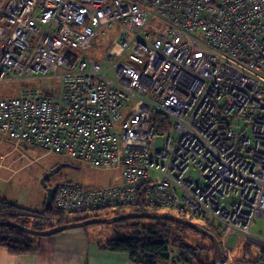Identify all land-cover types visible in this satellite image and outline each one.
<instances>
[{
  "label": "built area",
  "instance_id": "2783aa9c",
  "mask_svg": "<svg viewBox=\"0 0 264 264\" xmlns=\"http://www.w3.org/2000/svg\"><path fill=\"white\" fill-rule=\"evenodd\" d=\"M106 26L119 31L110 66L80 59ZM50 77L53 96L0 99V137L121 172L105 187L58 183L57 209H169L264 259L251 234L264 216V0H0V82ZM191 123L212 136L194 144Z\"/></svg>",
  "mask_w": 264,
  "mask_h": 264
},
{
  "label": "rangeland",
  "instance_id": "374dc122",
  "mask_svg": "<svg viewBox=\"0 0 264 264\" xmlns=\"http://www.w3.org/2000/svg\"><path fill=\"white\" fill-rule=\"evenodd\" d=\"M118 35L119 31L117 30V26H106L101 28L98 31L93 48L88 52L78 50V57L82 60L88 57L89 63H92V61H99L105 66H110V64L106 61L107 50L110 47L111 42ZM33 88H40L45 92V94L53 96L57 92V80L50 77L22 83L0 82V99L13 98L18 96L20 90ZM0 165L5 167L3 174L5 175V178H9L10 180V183L7 185V187H5L6 193L8 194H13L17 188H24L25 190L31 191L32 193L34 192L35 196H37V191L35 188L39 190V192L40 190H44L41 185L42 178L56 167L65 166L59 173L49 179L48 185L50 187H55L60 182H71L91 188L105 187L119 182L121 177V172L118 170L96 169L79 160L67 159L61 155L48 153L47 151L36 147L17 145L13 141L3 137H0ZM157 174L158 172L153 169L152 175ZM44 197L46 199V193ZM29 207L31 209H39L42 207V205L37 198L36 201L32 202ZM113 211L114 210L101 211L99 212V218H112L113 216L108 217L107 214L111 215L113 214ZM149 212L153 215L179 216L177 212L164 208L151 209ZM193 222L197 224H203L210 221H199L193 219ZM213 224L220 230L221 233L220 242L218 243L221 244L220 249L222 252V260L226 257V255H223L222 243L227 242L228 246L231 248L228 257L233 264L236 260H247V263L250 264H264V259L259 248L247 243L246 240L241 237L233 236L231 232L226 231L219 225L215 223ZM126 225V222L92 224L87 226L86 230L88 231V238L90 241L103 242L113 237L116 230L124 229ZM84 228L85 227L78 229L84 230ZM66 231H62L60 233ZM251 234L253 236L264 238V216L256 217L251 228ZM187 241L193 245L200 244L202 247L207 246V248L209 246L212 247L213 245L211 240H204L192 232L187 233ZM230 248H228V250H230ZM206 257L207 254L204 253L202 258L205 259ZM176 260L179 261V257Z\"/></svg>",
  "mask_w": 264,
  "mask_h": 264
},
{
  "label": "trees",
  "instance_id": "16d2710c",
  "mask_svg": "<svg viewBox=\"0 0 264 264\" xmlns=\"http://www.w3.org/2000/svg\"><path fill=\"white\" fill-rule=\"evenodd\" d=\"M106 210H114L113 214H107L108 217L128 213L151 214L149 212L151 209L143 206H118L117 208ZM101 211L90 214L69 215L57 209L54 202L51 206H47L45 202L43 208L38 210L20 207L16 203L0 199V222L16 223L38 231H46L58 226L82 222L90 218H99V212ZM177 217L198 225L220 242V230L213 223L197 224L193 222L191 217L181 214ZM122 222H126V227L122 230H116L114 236L106 241H99L98 245L100 248L114 253L127 254L133 264H168L170 261L173 264H214L213 245L212 247L209 246L208 249L207 246L202 247L200 244H190L187 241V233L192 232L204 240L210 239L186 225L172 221L140 218L125 219L116 223ZM86 227L84 230L88 237ZM42 239L44 238L28 234L17 228L0 227V248L6 249L13 256L30 255L38 248ZM219 245L221 244L219 243ZM171 252L174 253V257L170 260L169 254ZM204 253L207 254L205 259L202 258ZM178 257L179 261L176 260ZM245 261L236 260L234 264H250L247 263V260Z\"/></svg>",
  "mask_w": 264,
  "mask_h": 264
},
{
  "label": "crops",
  "instance_id": "0c3cea01",
  "mask_svg": "<svg viewBox=\"0 0 264 264\" xmlns=\"http://www.w3.org/2000/svg\"><path fill=\"white\" fill-rule=\"evenodd\" d=\"M3 171L5 167L0 165V199L30 208V204L38 198L42 205L38 210L43 208L45 189L39 192L35 188L37 196L24 188H17L13 194H8L5 187L10 180L5 178ZM86 234L85 230L75 228L44 238L38 248L27 256H13L0 248V264H133L127 254L100 248L98 242L90 241Z\"/></svg>",
  "mask_w": 264,
  "mask_h": 264
},
{
  "label": "water",
  "instance_id": "95a60500",
  "mask_svg": "<svg viewBox=\"0 0 264 264\" xmlns=\"http://www.w3.org/2000/svg\"><path fill=\"white\" fill-rule=\"evenodd\" d=\"M63 167L54 168L53 170L48 172L41 180V185L46 190V205L47 206L52 205L54 198H55V194H56V187H49L48 186V180L51 177H53L54 175H56L57 173H59ZM135 218L172 221V222L180 223V224H183V225L190 227L192 230L208 237L212 241L213 246H214V255H215V259H214L213 263L214 264H222L221 249H220V245H219L218 241L216 240V238L213 237L208 232H206L201 227H199L198 225H196L192 222H189V221L182 220V219L175 217V216L153 215V214H148V213H145V214L128 213V214H123L120 216H114L112 218H107V219L90 218V219L84 220L82 222L62 225V226H58V227H55V228H52V229L46 230V231L32 230L30 228L23 227L19 224L9 223V222H0V227L3 226V227L17 228L21 231H24V232L31 234V235H34V236H39L42 238H48V237H51V236L58 234L62 231H66V230H70V229L82 228V227L89 226L92 224L116 223V222H120V221L125 220V219H135Z\"/></svg>",
  "mask_w": 264,
  "mask_h": 264
},
{
  "label": "bare ground",
  "instance_id": "6f19581e",
  "mask_svg": "<svg viewBox=\"0 0 264 264\" xmlns=\"http://www.w3.org/2000/svg\"><path fill=\"white\" fill-rule=\"evenodd\" d=\"M195 32L196 33V38L197 39H200V38H203V33H202V30L201 29H197ZM56 79V78H54ZM57 80V79H56ZM21 83V82H19ZM57 86H58V80H57ZM57 90V88H56ZM189 129V136L190 138L192 139V141L194 142V144H199V145H202L205 141H207V139L212 136L211 133H207V134H197L196 131H197V124L196 123H191L188 127Z\"/></svg>",
  "mask_w": 264,
  "mask_h": 264
},
{
  "label": "flooded vegetation",
  "instance_id": "af4514ba",
  "mask_svg": "<svg viewBox=\"0 0 264 264\" xmlns=\"http://www.w3.org/2000/svg\"><path fill=\"white\" fill-rule=\"evenodd\" d=\"M49 181V180H48ZM49 183V182H48ZM49 186V185H48ZM50 187V186H49ZM54 187V186H53Z\"/></svg>",
  "mask_w": 264,
  "mask_h": 264
}]
</instances>
